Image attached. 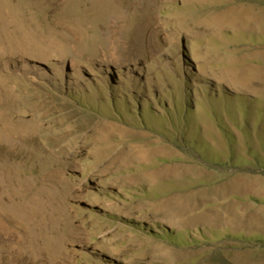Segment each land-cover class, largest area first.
Returning <instances> with one entry per match:
<instances>
[{
  "label": "rangeland",
  "instance_id": "obj_1",
  "mask_svg": "<svg viewBox=\"0 0 264 264\" xmlns=\"http://www.w3.org/2000/svg\"><path fill=\"white\" fill-rule=\"evenodd\" d=\"M0 264H264V0H0Z\"/></svg>",
  "mask_w": 264,
  "mask_h": 264
}]
</instances>
